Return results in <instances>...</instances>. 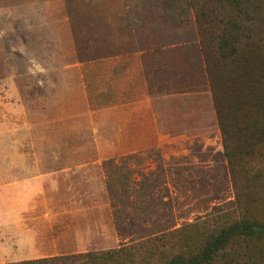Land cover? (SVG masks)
<instances>
[{
    "label": "rangeland",
    "instance_id": "rangeland-1",
    "mask_svg": "<svg viewBox=\"0 0 264 264\" xmlns=\"http://www.w3.org/2000/svg\"><path fill=\"white\" fill-rule=\"evenodd\" d=\"M242 2L0 0V264H164L243 221L257 237L212 264H264V151L233 175L214 103L178 92L203 73L199 9L264 97V0Z\"/></svg>",
    "mask_w": 264,
    "mask_h": 264
},
{
    "label": "trees",
    "instance_id": "trees-1",
    "mask_svg": "<svg viewBox=\"0 0 264 264\" xmlns=\"http://www.w3.org/2000/svg\"><path fill=\"white\" fill-rule=\"evenodd\" d=\"M232 1L240 5L243 3L242 0ZM246 1L251 3V0ZM197 12L202 46L201 53L205 63L219 129L223 137V150L234 175L237 172V166L240 164L260 159L263 156L264 97H259L255 102L250 101V96L254 93V86H247L243 81L248 76L244 65L240 75L230 72L232 71L231 66H236L244 60L235 47L238 42L234 39L232 31L223 35L215 51L211 42V26L209 24H201L199 20H201V14L203 15L204 12L199 9ZM217 68L230 73L228 80L231 82L226 80V77H221V79H225V82L219 80L215 74ZM231 74L234 75V80H232ZM244 90H247V93H251L247 100L243 101L239 95ZM228 99L229 101L233 99L235 102L233 107L228 105ZM254 177L256 178L257 176L254 175ZM253 226L258 225L246 221L240 224L236 223L225 228L219 234L206 239L203 249L190 258L179 256L164 264H212L226 247L240 243L247 238L257 237L259 232ZM139 248H122L116 251L88 254L85 258L69 264H152L150 259L138 260L137 256H140V253L137 254V250ZM27 264L66 263L62 261H38Z\"/></svg>",
    "mask_w": 264,
    "mask_h": 264
},
{
    "label": "crops",
    "instance_id": "crops-1",
    "mask_svg": "<svg viewBox=\"0 0 264 264\" xmlns=\"http://www.w3.org/2000/svg\"><path fill=\"white\" fill-rule=\"evenodd\" d=\"M201 55L202 54H200V56ZM202 68H203L202 69L203 73H202L201 77H195L194 74L191 71H189L188 72L189 73V78H188L189 80L181 79L179 82L181 84V86H180L178 92L181 95V97L186 96L187 99L192 100V101H188V102H196V100L199 99V94H201L202 92H204V96H205V98H207L208 102H210V103L213 102L211 89H210V85H209V81H208V77H207L206 68H205L204 63H203ZM175 76L177 77L178 75H175ZM192 107H194V105H192Z\"/></svg>",
    "mask_w": 264,
    "mask_h": 264
}]
</instances>
